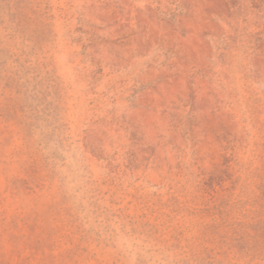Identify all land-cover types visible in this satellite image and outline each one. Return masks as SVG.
I'll list each match as a JSON object with an SVG mask.
<instances>
[{"label": "rangeland", "instance_id": "rangeland-1", "mask_svg": "<svg viewBox=\"0 0 264 264\" xmlns=\"http://www.w3.org/2000/svg\"><path fill=\"white\" fill-rule=\"evenodd\" d=\"M0 264H264V0H0Z\"/></svg>", "mask_w": 264, "mask_h": 264}]
</instances>
